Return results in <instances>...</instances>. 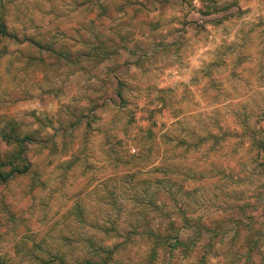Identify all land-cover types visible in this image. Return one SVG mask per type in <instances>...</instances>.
I'll return each mask as SVG.
<instances>
[{"label": "rangeland", "instance_id": "374dc122", "mask_svg": "<svg viewBox=\"0 0 264 264\" xmlns=\"http://www.w3.org/2000/svg\"><path fill=\"white\" fill-rule=\"evenodd\" d=\"M190 1L0 0V264H264V0Z\"/></svg>", "mask_w": 264, "mask_h": 264}, {"label": "crops", "instance_id": "0c3cea01", "mask_svg": "<svg viewBox=\"0 0 264 264\" xmlns=\"http://www.w3.org/2000/svg\"><path fill=\"white\" fill-rule=\"evenodd\" d=\"M219 1L218 0H192V1H190L189 2V5L191 6V7H194V5H196L195 7V9H193V10H190L192 13H190L189 14V12L188 11H186V8H188L189 7V5L187 4V3H183V11L181 12L182 13V22L186 19V17H190L191 15H194L196 18H195V20H196V23L198 24V21H199V19L201 18V17H204L205 16V11L202 9L205 5V3H208V4H210V5H215V4H217ZM193 3V4H192ZM202 9V10H201ZM188 18H187V21H188V23L191 25V23L189 22V20H188ZM188 24V25H189ZM199 25V24H198ZM264 122V121H263ZM227 135H228V133H227ZM230 135V134H229ZM228 135V136H229ZM208 139H213V137H209ZM214 140V139H213ZM263 151H264V149H263ZM213 169L214 170H216V172L217 173H219V171L220 170H218V169H216V168H214V167H210L209 168V170L208 171H213ZM215 172V171H214ZM185 173V175L186 174H188V175H190L191 176V179L189 180V181H192V180H199V178L200 177H204V173L203 172H201V173H198L197 171H193V170H187L186 172H184Z\"/></svg>", "mask_w": 264, "mask_h": 264}, {"label": "trees", "instance_id": "16d2710c", "mask_svg": "<svg viewBox=\"0 0 264 264\" xmlns=\"http://www.w3.org/2000/svg\"><path fill=\"white\" fill-rule=\"evenodd\" d=\"M0 34H1V36H7L6 35V29H5V26H4V24H2V22H0ZM119 93L120 92H118V95H119ZM1 139H2V141H4V142H6L7 144H12V141H14L13 143H19V146L22 144V143H24V141L22 140V138L21 137H19V136H15V135H13V136H11V137H9V136H7V135H3L2 137H1ZM12 140V141H11ZM11 141V142H10ZM260 147L262 148V149H264V144H261L260 143ZM20 152L22 151V146H20V150H19ZM20 154V153H19ZM19 154L17 155L18 156V158H19ZM1 165V164H0ZM11 173H18L17 172V169L15 168V169H13L12 170V172ZM3 175H2V173L0 172V177H2ZM178 241L179 240H176V243L178 244Z\"/></svg>", "mask_w": 264, "mask_h": 264}, {"label": "built area", "instance_id": "2783aa9c", "mask_svg": "<svg viewBox=\"0 0 264 264\" xmlns=\"http://www.w3.org/2000/svg\"><path fill=\"white\" fill-rule=\"evenodd\" d=\"M213 15H214V11L213 10H209V12L207 14H205L204 17H201L199 19L198 24L199 25L205 24L208 19H210L211 17H213Z\"/></svg>", "mask_w": 264, "mask_h": 264}]
</instances>
